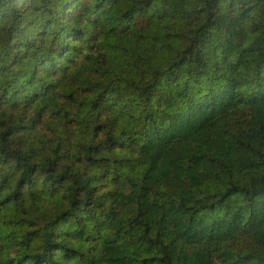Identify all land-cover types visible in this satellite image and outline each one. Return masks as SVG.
I'll use <instances>...</instances> for the list:
<instances>
[{
  "label": "trees",
  "instance_id": "1",
  "mask_svg": "<svg viewBox=\"0 0 264 264\" xmlns=\"http://www.w3.org/2000/svg\"><path fill=\"white\" fill-rule=\"evenodd\" d=\"M0 264H264V0H0Z\"/></svg>",
  "mask_w": 264,
  "mask_h": 264
}]
</instances>
